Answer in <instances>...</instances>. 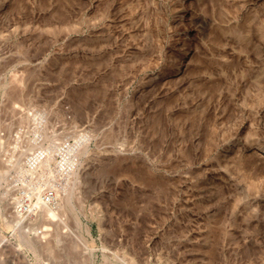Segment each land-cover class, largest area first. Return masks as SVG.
I'll list each match as a JSON object with an SVG mask.
<instances>
[{
	"label": "rangeland",
	"instance_id": "rangeland-1",
	"mask_svg": "<svg viewBox=\"0 0 264 264\" xmlns=\"http://www.w3.org/2000/svg\"><path fill=\"white\" fill-rule=\"evenodd\" d=\"M0 137V264H264V0H0Z\"/></svg>",
	"mask_w": 264,
	"mask_h": 264
},
{
	"label": "bare ground",
	"instance_id": "bare-ground-1",
	"mask_svg": "<svg viewBox=\"0 0 264 264\" xmlns=\"http://www.w3.org/2000/svg\"><path fill=\"white\" fill-rule=\"evenodd\" d=\"M42 116V115H41ZM40 117V116H39ZM41 118V117H40ZM22 131V134H23V131L24 130H21ZM20 132L18 131V133H17V138L18 137H20V136H18V135H20L19 134ZM21 134V135H22ZM1 138V137H0ZM1 139H3V138H1ZM3 141V140H2ZM2 145V142H0V146ZM32 146H33V144H31ZM31 145H29L31 148H32V146ZM36 145V144H35ZM38 145V144H37ZM35 147V146H34ZM15 148H17V147H15ZM38 148H40V150H42L41 149V145H40V147H38ZM33 149V148H32ZM45 149V148H44ZM53 149V148H52ZM2 150V149H1ZM24 149H22V151H23ZM29 150H31L30 148H29ZM29 150H27V151H29ZM39 150V149H38ZM38 150H35L36 152L38 151ZM46 150V149H45ZM48 150H50L51 151V149H48ZM48 150H46L47 152H48ZM84 150H86V149H84ZM53 151V150H52ZM56 151V150H55ZM87 151V150H86ZM85 151V152H86ZM1 152V151H0ZM24 152V151H23ZM41 152V151H40ZM46 152V153H47ZM73 152V151H72ZM83 152L84 151H82V153H77V154H79L80 156H81V154L83 155ZM17 153V152H16ZM25 153V152H24ZM27 153V152H26ZM25 153V154H26ZM53 154H54V152H52ZM52 153H51V155H52ZM18 154V153H17ZM33 154V153H32ZM39 154V153H38ZM41 154V153H40ZM85 154V153H84ZM21 155V154H20ZM27 155L28 156H30V152H29V154L27 153ZM27 155H24V157L25 156H27ZM42 155V154H41ZM50 155V154H49ZM50 155V157L48 158V156H47V158H43V157H40V155L38 156V155H36L37 157H32V159L31 160H29L30 161V163L28 164V165H30L29 167H31V169H28V170H24V169H26L25 168V166L24 167H21L20 169L23 171L22 173H23V176H25L26 174H34V172H35V169L37 168L38 169V167L40 166V168H42V170H44V172H43V175H47L48 176V178L50 179L51 177H53L52 175H55V170L56 169H54V168H52L50 165H49V163H50V161H51V159H52V157H53V155L51 156ZM14 156H15V154H14ZM31 156H33V155H31ZM11 157V156H10ZM45 157V156H44ZM14 158H16V157H14ZM26 158V157H25ZM31 158V157H30ZM9 159V158H8ZM11 159V161L12 162H14V159L12 160V157L10 158ZM9 159V160H10ZM66 159V158H65ZM71 159V158H70ZM22 160V159H21ZM43 160H45V161H43ZM27 161H28V159H27ZM6 162H8V161H6ZM76 162H78V161H76ZM7 164H9V163H7ZM16 164V165H15ZM14 164V166H17L18 168L21 166V164H22V161H21V163H20V161L19 160H17L16 161V163ZM24 164V163H23ZM22 164V165H23ZM12 165V164H11ZM25 165H26V163H25ZM13 166V165H12ZM6 167L8 168L9 166H7L6 165ZM15 169V168H14ZM4 170V169H3ZM5 170H7V169H5ZM4 170V171H5ZM11 170H13V169H11ZM10 170V171H11ZM38 170H40V169H38ZM72 170V169H71ZM19 171V170H18ZM34 171V172H33ZM37 171V170H36ZM6 172V171H5ZM21 172V171H20ZM72 172V171H71ZM39 174L40 172H36V174ZM8 174H9V170H8ZM7 174V175H8ZM25 174V175H24ZM7 175H5V176H7ZM4 176V173H3V171H0V180H1V178H4L3 177ZM29 177V176H28ZM32 177V176H31ZM44 177V176H43ZM6 178V177H5ZM24 178V177H23ZM26 178V177H25ZM41 178V177H40ZM47 178V177H46ZM41 179H44V178H41ZM52 179V178H51ZM28 181V180H27ZM47 181V180H46ZM33 182V181H32ZM32 182H29L30 184H32ZM28 183V182H27ZM33 185V184H32ZM28 186V185H27ZM36 186L37 185H35V187H34V185H33V187L34 188H36ZM42 185H40V187H41ZM32 187V186H31ZM38 188H39V185H38ZM37 188V195H38V198H39V202H38V205L39 206H34L33 208H32V206H28V205H22V208L18 211L20 214H21V212H23V213H29V216H33V217H35L36 216V213H38V211H40V207L43 209V216L45 217V219L47 220V222H48V224H49V226H51L52 224L54 225V223H55V221L57 220V219H60L59 218V213L58 212H56V210L55 209H53V208H51V206H49L50 205V202L54 199V197H49L47 200H43L42 199V197H40V188L38 189ZM35 190H32V191H35ZM42 191V190H41ZM73 193V192H72ZM71 193V194H72ZM71 196V195H70ZM69 197V196H68ZM72 198H74V196L72 197ZM69 199H67V201H68ZM73 200V199H72ZM74 201V200H73ZM71 202V201H70ZM66 204V203H65ZM71 205H72V203H70ZM70 205V206H71ZM74 206V205H73ZM18 213V214H19ZM80 213V212H79ZM41 214V215H42ZM21 215H23V214H21ZM20 216V215H19ZM32 216H31V218H32ZM35 219V218H34ZM22 222H23V220H21ZM19 222H20V220H19ZM60 222L61 223H63V220L62 219H60ZM76 222H77V224H78V226H80L81 225V219H80V216L79 215H77L76 216ZM50 229H49V227L48 228H45L44 229V231H42V235L40 236V239H34L33 237H31L30 235H28V234H23V235H20V239H21V245L22 246H25V247H27V248H29L30 250H32L33 252H35V254H36V256L38 257V259H39V250H40V248H41V246L42 245H44L45 243H47V241H48V239H49V237H50ZM58 235V234H57ZM57 238L58 239H60L61 237L60 236H57ZM59 241H61V240H59ZM76 243V242H75ZM74 243V244H75ZM50 244V243H49ZM77 244V243H76ZM46 245H48V244H46ZM74 246V245H73ZM75 247H77V248H75L74 250H76V249H78L79 247L78 246H76L75 245ZM46 248H48V247H46ZM74 248V247H73ZM50 249H51V246H50ZM48 250V249H47ZM79 250V249H78ZM78 250H76V251H78ZM91 250H92V248H91ZM79 252V251H78ZM82 252H84V251H82ZM83 254V253H82ZM85 254H86V252H85ZM131 260V259H130ZM129 259H128V261H130ZM122 263H124V264H127V263H125V262H122ZM129 264V263H128ZM130 264H138V261H136V259H132L131 260V263Z\"/></svg>",
	"mask_w": 264,
	"mask_h": 264
}]
</instances>
